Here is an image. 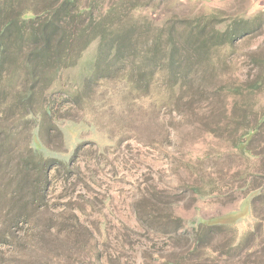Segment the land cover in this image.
<instances>
[{
  "label": "rangeland",
  "instance_id": "1",
  "mask_svg": "<svg viewBox=\"0 0 264 264\" xmlns=\"http://www.w3.org/2000/svg\"><path fill=\"white\" fill-rule=\"evenodd\" d=\"M81 1L134 19L135 35H146L143 29L158 35L149 21L176 16L188 22L215 10L250 21L231 51L222 47L219 66L205 64L203 72L192 68L189 74L187 65L182 68L181 90L170 88L176 61L162 50L150 60V49L159 45L142 39L133 46L145 49L144 57L124 52L121 59L110 48L100 52L99 40L91 42L73 67L35 95L32 116L14 104L12 86L21 78L3 82L0 264H240L247 251L263 261L264 223L251 240L248 232L258 227L251 196L232 200L238 192L229 184H235L233 173L249 165L252 170L254 162L230 154L228 143L201 136L189 112L192 98L202 112L219 110L210 92L217 83L264 79V8L256 7L264 1ZM188 80L200 86L195 98ZM242 99L263 109L264 84ZM216 151L229 154L215 159ZM204 170L219 176L226 187L216 190L226 195L192 193L188 184ZM171 214L180 222H172ZM213 222L224 226L204 237L199 260L189 232ZM229 245L237 248L232 256L223 254Z\"/></svg>",
  "mask_w": 264,
  "mask_h": 264
},
{
  "label": "trees",
  "instance_id": "2",
  "mask_svg": "<svg viewBox=\"0 0 264 264\" xmlns=\"http://www.w3.org/2000/svg\"><path fill=\"white\" fill-rule=\"evenodd\" d=\"M100 9L95 11L93 5L89 2L83 4L81 0H0V85L6 80L21 78L20 84L12 86V95L16 98L14 104L23 108L27 112L26 116L33 115L31 106L35 95H42L61 70L73 67L84 49L95 40L101 42L100 52L107 50L106 47L110 48L114 58L120 59L126 57L121 55L124 52L131 57L141 56L145 49L133 46L142 43L140 39L146 43H158V48L150 49L148 58L154 60L158 50L173 58L177 63L174 68L177 69L169 79L170 88L177 87V90H181L185 84L182 68L185 69L187 65L189 74V69L192 68L203 72L205 64L212 69L219 66L222 47L231 51L234 43L247 34L246 27L250 21L249 18L242 17L227 18L221 11L215 10L188 19V22L176 16L165 18L160 24L149 21L147 25H153L158 35H150L146 29L142 30L146 35H135L138 32L134 29V19L124 18L115 8L103 11ZM183 28L184 30L179 31ZM148 36L152 38L149 39ZM108 43L111 44L110 47L106 46ZM122 43L132 46L123 48L120 46ZM263 84V77L243 85L234 82L228 85L217 83L210 92L221 107L219 110L212 108L202 112L197 106L198 101L192 98L197 94L195 88L199 85L193 87V82L188 80V94L192 98L189 113L195 130L201 136L211 135L221 143H228L233 151L230 154L241 160L254 162L252 170L249 165L250 168L246 166L242 172L233 173L235 184L229 183L238 192L231 193L232 200L251 196L252 213L258 225L256 231L252 230L247 234L251 240H255L260 234L257 230L264 223V108L250 107L242 98L259 90ZM212 154L215 159H221L229 152L216 151ZM192 164L195 165V161ZM205 170L202 174L198 172L196 179L188 184L192 193L205 196L217 192L219 196L226 195L216 190L220 186L226 187V184H218L219 176L213 177V172ZM235 195L239 197L234 198ZM170 216L172 222H180L178 217L172 214ZM222 226L224 225L220 222L201 223L192 227L190 232L188 230L192 233L195 246L193 253L201 251L196 256L197 259L202 260L204 237L211 236L214 230H219ZM236 250L237 248L229 245L223 254L232 256ZM212 252H216V249ZM250 257L251 260L247 259ZM259 261L257 252L247 251L240 264H264V260ZM164 264L174 263L166 260Z\"/></svg>",
  "mask_w": 264,
  "mask_h": 264
},
{
  "label": "crops",
  "instance_id": "3",
  "mask_svg": "<svg viewBox=\"0 0 264 264\" xmlns=\"http://www.w3.org/2000/svg\"><path fill=\"white\" fill-rule=\"evenodd\" d=\"M218 1H222V0H218ZM225 1H228V0H224V2ZM251 3H256V1H258V0H249ZM264 1V0H263ZM217 2V1H216ZM256 7H259L260 9H263L264 8V2H263V4L261 5V6H256Z\"/></svg>",
  "mask_w": 264,
  "mask_h": 264
}]
</instances>
